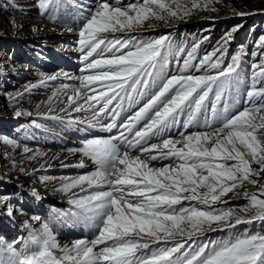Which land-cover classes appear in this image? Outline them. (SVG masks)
<instances>
[{"label":"snow or ice","instance_id":"1","mask_svg":"<svg viewBox=\"0 0 264 264\" xmlns=\"http://www.w3.org/2000/svg\"><path fill=\"white\" fill-rule=\"evenodd\" d=\"M210 3L97 0L92 6L83 0H39L41 14L50 20L81 22L76 51L81 71L88 74L78 78L80 87L69 104L83 99L75 111L91 109L95 123L88 121L90 126L110 135L87 139L78 150L96 167L61 186L63 192L79 187L87 193H73L74 210L57 212L39 229L25 220L26 237L12 242L0 237V264H264V229L197 242L209 231L264 221V184L252 179L264 172V61L252 65L241 101L243 48L225 64V47L200 58L199 43L189 50L174 47L168 36L131 35L150 19H183ZM230 39L226 35L224 43ZM170 57L176 58L175 71L168 70ZM193 126L202 130L191 131ZM174 128L184 129L178 138L171 135ZM158 161L168 163L150 167ZM245 181L259 185L257 192L244 193L249 204L239 213L245 215L214 207ZM10 200L0 196L12 217L16 209ZM184 201L198 203L185 206ZM248 212L255 214L248 217ZM66 221L82 222L95 234L61 246L50 224Z\"/></svg>","mask_w":264,"mask_h":264},{"label":"rangeland","instance_id":"2","mask_svg":"<svg viewBox=\"0 0 264 264\" xmlns=\"http://www.w3.org/2000/svg\"><path fill=\"white\" fill-rule=\"evenodd\" d=\"M83 2L95 6L97 0H83ZM122 2L126 5L136 0H122ZM181 2L190 6V0H181ZM38 5L39 0H0V196L11 197L8 203L16 209L13 216L9 217L6 214V207L0 204V237L8 242L27 236V230L23 227L25 220L39 229L42 222L47 221L59 210L61 213L74 210L71 208L73 205L70 204L73 193H76L77 197L87 194L79 187L69 192L60 190L65 182L84 175V172L76 161L60 164L63 156H57L59 152L65 156L81 148L72 140L84 142L83 139L72 138L63 131L64 126L75 124L76 126L73 125L72 128L79 132L80 128H83L79 120L83 121V115H88L85 113L86 110L80 111L81 113L75 111V107L83 104V101L77 100L76 104L70 105L68 100L69 96L75 97V90L80 87L78 78L88 74L81 71L83 68L81 54L76 51L79 28L71 27V20L68 17H62L63 21L50 20L46 15L41 14ZM223 27L226 31L218 36L217 31ZM228 34H231V39L225 44L224 37ZM131 35L145 40L168 36L174 47H185L189 50L193 44L199 43L197 56L200 58L212 53L218 47H225L226 55L223 58L225 64L230 63L231 57L243 48L242 68L245 79L241 88V101H243L244 93L253 77L252 65L264 61V47L260 46L261 38L264 37V0H211L208 9H194L183 19L169 18L167 21L150 19ZM43 43L51 44L48 46L54 45L67 54L64 56L68 58L72 56L74 67L68 64L66 68L71 70L56 71L59 67H55L45 71L47 63L44 64L45 59L37 55L40 53L47 58L50 53L56 56L57 52L50 50L51 47H45ZM169 59L168 70L175 71L176 58ZM74 68L76 70H73ZM50 77L54 79H49ZM42 80L44 83H41ZM18 111L22 113L20 116L16 115ZM42 130L48 131L49 136L55 137L58 134L64 146L61 144L52 148L36 144L40 142L38 132ZM190 130L202 129L193 126ZM177 131L184 129L174 128L171 133L173 138H178ZM98 132L101 131L98 129ZM36 137L38 139H34ZM6 139L14 140L16 144L7 143ZM151 142L158 141L154 139ZM25 148L30 151L25 152ZM167 163L168 161L153 162L150 167L160 168ZM252 167L258 166L253 164ZM252 179H259V183L264 184V172L260 173L259 178L253 176ZM258 187L259 185L245 181L242 187L237 188L235 192H229L221 198V201H217L214 207L232 209L239 213L240 209L249 204L244 193L257 192ZM42 189L48 191L46 196L39 194V190ZM33 192L37 195H33ZM183 203L188 206L190 203L198 202ZM65 207L69 209H63ZM254 214L248 212L246 215L250 217ZM32 216H40L42 220L32 221L30 219ZM63 224L71 226L70 222L66 221L50 224V227L53 228V234L61 246L70 245L76 238L66 239L59 236L60 232H64ZM262 229H264V221H256L251 225H238L233 230L209 231L199 237L197 242L206 243L229 238L245 231L256 232Z\"/></svg>","mask_w":264,"mask_h":264},{"label":"bare ground","instance_id":"3","mask_svg":"<svg viewBox=\"0 0 264 264\" xmlns=\"http://www.w3.org/2000/svg\"><path fill=\"white\" fill-rule=\"evenodd\" d=\"M68 19L71 20V23H70V25H72L71 27L79 28L80 21L79 22L73 21L70 17H68ZM62 21H63V19H62ZM45 49H48L49 50L50 48H45ZM50 50H52V48ZM53 51L57 52V54L55 56V55H53V54L50 53L48 55V57L45 59L46 61H47V59H50L51 60V61H48L50 63V65H48L46 67V70L45 71H49L51 69H54L55 67L56 68L59 67V68H61L63 70H71V69H67L66 67L68 66V64L71 65V66L73 65V63H72V56L69 55L70 56L69 58H68V56H64V55H67V54H65L64 52H61L60 49H58V48L55 49V50H53ZM73 67H74V65H73ZM73 70H76V68H74ZM92 87H96L98 89L99 86L98 85H94ZM83 91H86V90H83ZM88 94L91 95L92 93L89 92ZM80 101H83V99H79V102ZM83 103H84V101H83ZM96 107L98 108L99 105H96ZM131 111H132V109L129 110V112H131ZM81 112H83V111H81ZM85 113H87L88 115H85V116L83 115V117H82V120L83 121H80L79 120V122L83 126V128H80L81 129L80 131H85L86 133L80 132V131L77 132L76 130H74L72 127H74L73 125H75V124H72L70 126H64L65 128H63V129H65V130H63V131L65 133L69 134L72 138L83 139L84 141L87 140V139H89V138H86L87 136L88 137H90V136L96 137V136H108V135H110V133H106V132H102V131L101 132H98V129H99L98 126L95 127V128L90 126V124L88 123V121H91L92 123H95V121H93V112H92L91 109H87L85 111ZM122 115H125V114H122ZM63 117H65V116H63ZM103 122L104 123H108V122H110V120L105 119ZM88 131H90V132H88ZM47 132L48 131H46V130H42L41 132H38V134L40 135V137H38V138H40V140H39L40 142H37L36 144L40 145L41 147H52V148H55L58 145H61L62 144L60 142V140H59L58 134L54 137V136H49V134H48L49 132L48 133ZM115 132H116V130L114 129L113 130V133H111V134H115ZM38 138L36 137L34 139H38ZM50 138H52V139L50 140ZM41 140L43 142H41ZM30 142H31V144H34L32 141H30ZM72 142L73 143L74 142L78 143L77 145H79L81 147L83 146V143H79V141L72 140ZM62 145L64 146V144H62ZM79 149H75L76 151H73L71 154L65 155V156L63 155L62 152H59L57 156L58 157H62L63 156L61 158V161L59 162L60 164L62 162H65V164H70L69 163L70 161H76L80 165L83 164V167H81V168H83L85 171H83V169H82V172H84V175H86V174L92 172L93 171L92 169L93 168L95 169L96 165L94 164V162L89 157L84 156L83 153H81L80 151H78ZM137 154L136 153H131V155H133V156L134 155H137ZM84 188H87V185H84ZM39 194H41L43 196H46L48 194V191L46 189H42L41 191L39 190ZM66 207L63 208V209H65V210L69 209V208H66ZM71 208L74 209V206H72ZM60 211L61 210H59L58 212H60ZM70 225H71V227L74 228V233L72 235L70 234L71 235L70 236V235H63L62 234L63 232H60L59 236L65 237L66 239H68L70 237L76 238L83 231V227H81V225H85V227H86V230L85 231L87 233L85 236H82V238L91 239L93 237V235L95 234V230L93 228H90L88 225H86V224H84L82 222L81 223H75V224H73L72 222H70ZM68 236H70V237H68Z\"/></svg>","mask_w":264,"mask_h":264},{"label":"trees","instance_id":"4","mask_svg":"<svg viewBox=\"0 0 264 264\" xmlns=\"http://www.w3.org/2000/svg\"><path fill=\"white\" fill-rule=\"evenodd\" d=\"M225 31H226V28L225 27H223L221 30H218L217 31L218 36H220L221 34H223Z\"/></svg>","mask_w":264,"mask_h":264}]
</instances>
